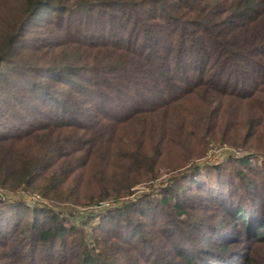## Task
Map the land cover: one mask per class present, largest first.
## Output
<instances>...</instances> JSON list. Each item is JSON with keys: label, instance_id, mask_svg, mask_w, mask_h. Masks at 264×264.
I'll use <instances>...</instances> for the list:
<instances>
[{"label": "trees", "instance_id": "trees-1", "mask_svg": "<svg viewBox=\"0 0 264 264\" xmlns=\"http://www.w3.org/2000/svg\"><path fill=\"white\" fill-rule=\"evenodd\" d=\"M85 9L109 23L86 39L69 23ZM47 12L61 50L30 36ZM227 145L264 169V0H0V189L36 196L0 194V264H106L107 237L94 245L87 228L95 207L109 221L137 202L149 211L164 186H142L193 174ZM252 174L234 178L250 201L223 200L226 222L173 238L182 264H264V179ZM167 193L160 202L186 214Z\"/></svg>", "mask_w": 264, "mask_h": 264}, {"label": "rangeland", "instance_id": "rangeland-1", "mask_svg": "<svg viewBox=\"0 0 264 264\" xmlns=\"http://www.w3.org/2000/svg\"><path fill=\"white\" fill-rule=\"evenodd\" d=\"M89 12L90 9L78 11L71 19H69L71 26L76 22L81 26V29L86 31L83 34L84 39L96 36L99 32L103 33L104 27H106L107 24L109 25L107 20L102 21L98 19V22H96L88 19L87 21H84L86 14ZM50 14L52 13H45L41 20V22H45L47 17L49 18L50 24L45 25L49 27V30L43 27L41 22L34 20V22L37 21V23L33 25L30 36L35 39H43L47 42L53 40L61 50L63 49L62 43L63 40L65 41V38L61 40V33L60 31L59 33L57 32L59 30L57 20L58 14H52L51 16ZM80 19L81 21L79 22ZM66 38H75V32H69ZM60 55H62V53ZM222 147L224 148L211 149V152L201 159L205 162H203L204 165H201L200 169L193 174H190L191 170L189 171V168L182 167L181 169H176L175 171L164 174L162 182L156 187L150 188L142 186L144 192L148 194L152 189V191H158L159 186H164L162 187V190L154 194V196L158 198L152 199L153 201L150 200L153 204L149 207V211L147 208L148 205H146L145 202H137L134 207V209H137V212L133 211V213L129 215L126 214L124 217H117L116 221H109L106 214L103 213L104 209L99 208V206L95 207L96 210L92 212L100 210L98 211L100 213L94 214L91 217V222L87 228L91 226L94 227V232H91L90 238V242L94 245L97 234H105L107 237L106 240H104V244L100 245L98 248L99 250L97 249L102 253L105 263L182 264L180 258L175 256L172 251L173 249H171V241L174 237L177 239L179 234L182 233L184 235V233H188V226L190 225L193 226L194 229H197V226H204L207 224L206 226L210 228V225L215 221L226 222V220L229 219L228 217L217 219L216 216L218 215V211H223L224 209L223 200H228L229 197L238 198V194H240L242 195V202H249L250 200L247 194L244 196L240 191L237 192L234 190V186L240 187L239 183H235L233 187L231 184L234 183L233 180L237 174H239L240 168L246 169V171L250 170L253 173L251 177L255 179L257 184H259L264 179V169L261 170L259 166L254 164V161L250 162L249 165L245 164V167L235 163L234 157L240 158L245 154H248L246 150L229 145ZM262 159H264V155L261 156V160ZM176 175H179V177L176 178V180H179L176 185L170 187L171 181L168 178ZM176 180H174V182H176ZM183 184L184 187H181L180 190L177 189L179 185ZM168 191L169 193L166 194L167 198H171V195L172 197H178L183 201L186 214L180 216V214L171 211L169 205L160 202L159 194ZM0 194L4 196L7 195L8 197L10 195H22L30 202V204L36 202V200H34V197L36 199V196L24 195L20 190L11 194L7 190L2 191L0 189ZM138 209H143L144 214L140 215L141 213L138 212ZM89 210L90 209H88V211ZM223 213L224 215H227L225 211H223ZM119 219L120 223L117 224ZM111 234L115 235L120 241H116V239L112 238L110 236ZM216 236H219V234ZM194 238L195 240L193 239L189 242L186 241V244L181 242V244H194L196 240H198L197 232L195 233ZM118 244L123 247L117 246ZM53 252L61 253L59 250V244H56V249L53 250ZM36 253L44 254L48 252L40 250ZM28 255L31 256L30 253Z\"/></svg>", "mask_w": 264, "mask_h": 264}]
</instances>
